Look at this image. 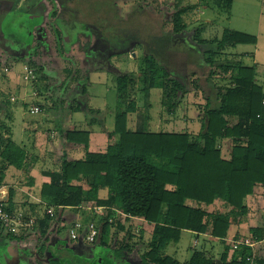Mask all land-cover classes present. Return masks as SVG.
<instances>
[{"label":"trees","instance_id":"obj_1","mask_svg":"<svg viewBox=\"0 0 264 264\" xmlns=\"http://www.w3.org/2000/svg\"><path fill=\"white\" fill-rule=\"evenodd\" d=\"M44 2L48 5V18L51 21L54 19L57 24L49 25L55 39L53 52H67L60 54L63 57L64 77L61 86L68 76L73 83L78 80L81 60H93L92 54L91 57L86 56L90 53L92 39H99L104 44L101 53L109 51L105 58L106 64H109L108 58H112L113 54L119 55L134 45L145 44L129 29L120 26L127 20V13L121 11V0L94 2V10L105 9V13L109 12L113 18L120 20L113 24L101 20L99 25L91 16L87 18L84 15L87 8L85 2ZM231 4L232 0H215V9L229 15ZM14 8L11 7L3 15L10 17L16 11ZM192 10L193 6H181L176 2L169 33L163 38L168 42L165 61L152 55L154 62H164L170 71H173V58L178 52L186 55L197 53L190 50L192 45L182 36L188 26L184 15ZM19 12L18 16L21 15ZM82 28L88 31L83 30L80 35ZM108 33L110 36L105 35ZM255 42L256 38L249 34L224 29L220 38H213L209 42L210 49L214 44L216 47L202 52V58L206 56L203 64L208 63L209 76L220 79L221 83L213 84V94L199 98L196 116L200 129L196 136L188 131L129 129L128 114L139 111L134 101H127L132 79L128 72L113 73L117 100L113 130L106 132L101 142L91 140L93 134L89 130L71 128L61 132L63 139L83 150L84 154L80 158L64 155L55 168L44 170V181L38 195L40 202L30 204V211L22 214L23 222L35 219L38 241L50 232V228H57L62 221L70 224L65 230V236L57 237V243L62 248L53 249L47 256L43 252L44 242L48 239L46 235L43 243L37 247V253H30L34 264H41L42 260L48 264H61L54 257V253L60 250L69 255L63 258L62 264H69L75 257L79 259L85 256L87 250L83 244L88 243L84 241L85 228L91 222L98 230L95 244L111 247L109 234L112 229L117 230L115 234L123 233L120 240L115 242L112 252L107 254L118 259L120 263L117 264H123V256L130 252L129 241L133 237L141 239L140 235L135 234V228L144 222L153 228L148 235V250L141 255L140 264H181L167 255L165 250L170 244L177 243L185 230L219 241L223 251L218 262L198 249L192 251L188 260L182 264H244L245 256L251 248L240 245L238 249L232 250V243L246 238L239 234V230L246 224L255 206V203L247 202V199L254 196L256 200H264V80L262 84L257 83L254 67L244 66L240 62L229 63L226 52L237 45ZM37 51L27 59H22L32 69L37 64L34 60ZM220 57L226 61L214 66ZM150 66L153 69V64ZM97 69L101 70L102 66L97 65ZM40 72H43L42 68L34 69V74ZM168 73L163 71L160 77L165 96L163 100L166 99L162 103L168 113H173L177 107L179 91L193 93L197 98L201 90L196 78L189 79L196 73L188 74V85L174 78L168 79ZM70 110L79 111L80 107L72 104ZM35 161L36 158L12 141L8 134L3 136L0 132L1 173L13 168L21 172L28 186H33L30 173ZM82 180L87 183L85 188L80 183ZM8 190V201L4 209L14 214L23 205L17 207L13 201L14 189L9 187ZM42 204L43 212L39 209ZM49 208L52 209L50 213L47 211ZM65 213H69L73 219H63ZM77 222L80 223L78 236L71 239L69 232ZM25 230L21 228L12 234L0 227V237L17 242L24 237ZM247 231L252 233L250 238L257 242L253 247L256 262L264 264L258 252V242L264 240V225ZM60 232L58 228L55 231L56 235ZM29 236L26 238L36 235L31 236L30 233ZM2 241L0 238V243ZM79 250L81 254L78 256Z\"/></svg>","mask_w":264,"mask_h":264},{"label":"rangeland","instance_id":"obj_2","mask_svg":"<svg viewBox=\"0 0 264 264\" xmlns=\"http://www.w3.org/2000/svg\"><path fill=\"white\" fill-rule=\"evenodd\" d=\"M80 1L87 3L84 15L87 18L91 16L96 24L99 25L101 20L108 21L110 24L120 22L108 14L109 12L105 13V9L94 10L96 0ZM121 1L119 3L121 11L127 13V20L120 26H124L132 34L140 37L145 46L137 44L119 55L113 54L112 58H108L109 64H106L105 58L109 51L101 53L104 44L99 39H92L90 51L88 50L90 53L86 56L92 54L93 60H86V58L84 62L81 60L78 80L73 83L68 76L61 86L64 77L62 73L63 57H60V54H67V52H53L55 39L50 32L49 25L57 24L54 19L51 21L48 18L46 2L44 0H0V132L3 136L8 134L12 141L36 158L30 173V178L34 181L33 186H28L24 182L21 172L13 168L0 172V188L6 191H9V187L13 188V201L17 207L23 205L22 210H16L17 212L13 215L22 217L23 212L30 211V204L40 202L38 195L44 181L42 176L44 170L55 168L64 155L71 158L83 156V150L63 139L60 136L61 132L71 128L89 130L93 134L91 140L101 142L104 141L105 133L113 130L117 111L113 73L128 72L132 79L127 101H134L139 111L128 114L127 126L129 129L188 131L193 136H196L200 129L199 119L196 116L199 110V98L213 94V84L221 83L220 79L209 76L208 63L203 64L205 63L203 58L206 56L202 58V52L216 47V44H212L213 47L210 49L209 42L213 38H220L224 29L249 34L256 38L255 44H242L227 49L226 60L232 64L240 62L244 66L254 67L255 80L259 84L263 83L264 0H232L229 15L215 9V0ZM176 2H179L181 6H193V10L184 15L188 26L182 36L192 45L190 50H195L197 53L186 55L178 52L173 58V71H170V67L164 62H154L155 58L152 59V55L165 61L168 42L163 38L169 33L170 19ZM11 7H15L16 13L13 12L10 17H7V14L3 15ZM29 7L31 10L27 11L26 8ZM17 11L22 12L20 16ZM83 30L88 31L82 28L80 35L83 34ZM105 35L110 36L109 33ZM101 38L103 37L101 36ZM35 50L38 51L36 52L37 56L34 57L37 63L34 69L42 68L43 71L37 74H34V69L22 60L33 55ZM109 50L114 49L110 48ZM226 60L224 57H220L219 62L216 61L214 66L224 63ZM151 64H153V69ZM97 65L102 66V69L98 70ZM28 71L32 72L33 77L26 80L24 77ZM153 71L154 74H152ZM163 71L166 73L169 71L168 79L174 78L178 82H185L186 85H188V74L196 73L189 79L196 78L200 86L201 91L197 94V98L193 93L186 94L179 91L177 107L173 113H168L163 104L166 99L163 100L165 96L161 88L160 77ZM72 104L79 105L80 110L71 111ZM34 106L40 108V112L37 114H31L29 111ZM22 180L23 182H21ZM80 183L84 188L86 187L85 180ZM43 208L44 205H40L41 212L44 211ZM63 219L71 220L73 217L69 213H65ZM30 220L31 222H29ZM263 222L264 200L260 198L256 200L254 211L248 215L246 224H243L239 234L250 239L252 233L247 230L259 227ZM34 223L35 219L31 218L24 222L23 226L18 227V231L21 228L26 229L24 237L20 241L16 242L13 239L0 237L3 239L0 243V264H34L30 253H37V247L43 243L46 235L48 239L44 242L43 250L45 256L50 254L53 249L62 248L57 243V239L65 236V230L70 225L68 221H62L57 226L61 230L59 235L55 233L57 228L52 227L50 232L48 231L49 233L39 241L37 240L39 234L34 228ZM152 228L153 226L146 222L135 228V234L140 235L141 239L133 237L129 241L130 252L123 256V264H140L141 255L148 250V235L152 232ZM30 233L31 236L33 234L36 236L27 239L26 237ZM115 233L117 230L113 228L109 234L111 247L94 242L84 243L87 250L86 255L79 259L76 257L71 259L69 264L120 263L118 259L107 255L112 252L115 242L119 241L123 235L122 232L121 234ZM193 238L197 239V244L194 243L195 239L193 240ZM198 249H201L208 257L218 259L223 245L219 241L213 242L205 240V237H195L185 230L179 241L170 244L165 253L182 264L188 260L192 251ZM3 250L5 251L3 252ZM80 254L79 250L78 256ZM54 257L59 259L62 264L63 258L69 257V255L60 250L58 253H54ZM41 264H48V262L42 260Z\"/></svg>","mask_w":264,"mask_h":264},{"label":"built area","instance_id":"obj_3","mask_svg":"<svg viewBox=\"0 0 264 264\" xmlns=\"http://www.w3.org/2000/svg\"><path fill=\"white\" fill-rule=\"evenodd\" d=\"M32 72L28 71L24 77V79L32 78ZM30 113L31 114H37L40 112L39 107L34 106L30 108ZM8 196L9 192L4 190L3 188H0V227L7 232H11L12 234L17 233L18 227L23 226L24 222L22 221L21 215H13L11 213H8L4 207L8 201ZM52 209H48L47 211L50 213ZM31 222V220L29 221ZM80 228V223L77 222L74 226V228H71L69 235L71 239L77 238V229ZM85 235H84V241H87L89 243L94 242L98 230L95 226L94 223H90L87 228H85ZM194 243L197 244V239L194 240ZM257 242L253 241L251 238H245L241 241H237L232 243V250H236L239 248L240 245H245L248 248H251L250 253L246 254L245 259H244V264H258L254 258V253H253V247L255 246Z\"/></svg>","mask_w":264,"mask_h":264},{"label":"crops","instance_id":"obj_4","mask_svg":"<svg viewBox=\"0 0 264 264\" xmlns=\"http://www.w3.org/2000/svg\"><path fill=\"white\" fill-rule=\"evenodd\" d=\"M31 10V7H29V8H26V10L27 11H30ZM20 13H22V12H20ZM247 202H250V203H256V197H250V198H248L247 199ZM262 225H264V222L259 226V227H261ZM257 228V227H256ZM187 232H189V233H191V234H193V235H195V237H200V238H203V237H205V240H211V241H213V242H215V240L214 239H212V238H210V237H208V236H206V235H196L195 234V232H191V231H187ZM182 234V233H181ZM195 238H193V240H194ZM217 241V240H216ZM198 243V242H197ZM264 240H263V242L262 241H259L258 242V252H259V254H260V256H262L263 257V259H264V250H263V247H264ZM223 251V250H222ZM222 251H221V253H222ZM221 253H220V255H221ZM220 257V256H219ZM212 258V257H211ZM215 260H217L218 261V259H215ZM219 262V261H218Z\"/></svg>","mask_w":264,"mask_h":264}]
</instances>
